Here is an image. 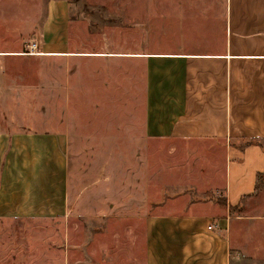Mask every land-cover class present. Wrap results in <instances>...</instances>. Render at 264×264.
I'll return each instance as SVG.
<instances>
[{"label": "crops", "instance_id": "0c3cea01", "mask_svg": "<svg viewBox=\"0 0 264 264\" xmlns=\"http://www.w3.org/2000/svg\"><path fill=\"white\" fill-rule=\"evenodd\" d=\"M215 8L192 29L177 31L178 41L162 43L159 53H76L69 50L68 1L47 0L42 24L31 27L38 55L113 68L140 61L143 102L122 109L81 101L80 112L104 116L82 120L78 134L67 126L60 133L0 125V219H106L118 242L127 237L134 264H233L238 256L263 257L264 0H223ZM17 51L0 54L15 57ZM84 92L81 98L90 96ZM115 93L93 96H113L115 103ZM121 112L137 119L124 138L129 117L105 121ZM154 142L194 147L193 156L206 147L203 160L215 164L208 176L216 181L203 193L210 199L194 201L182 187L176 200L152 202V175L136 162L146 161ZM122 146L143 147L129 159L139 170L133 184L140 200H121Z\"/></svg>", "mask_w": 264, "mask_h": 264}, {"label": "rangeland", "instance_id": "374dc122", "mask_svg": "<svg viewBox=\"0 0 264 264\" xmlns=\"http://www.w3.org/2000/svg\"><path fill=\"white\" fill-rule=\"evenodd\" d=\"M67 1L69 50L136 54L161 52L162 43L178 41L177 31H182L185 26L192 29L196 26L194 23L208 16L209 10H216L215 7L223 3V0ZM46 2L0 0V53L17 51L15 49L20 53L15 57L0 54V125L19 124L23 129L60 133H64L67 126L74 127L78 134L82 120L91 122L97 115L99 118L104 116L80 112L81 101L84 105L88 102L92 108L106 104L119 105L122 109L128 104L141 106L144 66L140 61L113 68L102 64L86 66L65 57L39 56V49L35 51L37 55L26 54L27 47L38 41L31 27L34 25L36 29L42 24ZM113 74L119 75L114 83ZM113 90L115 95H120L115 98V103L113 96L107 99L93 96L98 93L111 95ZM82 91L90 96L81 98ZM106 117L105 121L110 125L114 118L117 123L118 117L125 121L129 117V123L122 124V138L127 136L126 128L134 127L133 121L137 123L135 115L123 112ZM106 133L111 134L112 129ZM76 146L81 147L78 143ZM193 149L188 146L164 147L154 142L146 161L136 162L152 175L153 203L176 200L182 187L188 189L187 193L194 201L210 199L208 193H203L207 191L204 188L211 187L212 181H216L215 176H208L215 164L203 160L205 157L201 154L206 147H201V156H193ZM142 150L140 146L121 147V200L139 198L133 184L139 170L130 167L133 162L129 159ZM77 152L74 149V155ZM199 170L207 176L198 177ZM140 174L141 179L147 175L144 170ZM195 184L204 185L198 189ZM196 190H199L197 194L194 193ZM110 223L106 219L75 216L0 219V264H134L135 259L129 257L127 237L121 235L118 242ZM233 264H264V256H238Z\"/></svg>", "mask_w": 264, "mask_h": 264}, {"label": "built area", "instance_id": "2783aa9c", "mask_svg": "<svg viewBox=\"0 0 264 264\" xmlns=\"http://www.w3.org/2000/svg\"><path fill=\"white\" fill-rule=\"evenodd\" d=\"M37 50V47L35 44H32L30 46L27 47V52L26 54L28 55H32V54H35V51Z\"/></svg>", "mask_w": 264, "mask_h": 264}, {"label": "trees", "instance_id": "16d2710c", "mask_svg": "<svg viewBox=\"0 0 264 264\" xmlns=\"http://www.w3.org/2000/svg\"><path fill=\"white\" fill-rule=\"evenodd\" d=\"M261 179V176L260 175H258L257 176V180L259 181ZM264 186V185H263Z\"/></svg>", "mask_w": 264, "mask_h": 264}, {"label": "bare ground", "instance_id": "6f19581e", "mask_svg": "<svg viewBox=\"0 0 264 264\" xmlns=\"http://www.w3.org/2000/svg\"><path fill=\"white\" fill-rule=\"evenodd\" d=\"M33 55H37V54H33Z\"/></svg>", "mask_w": 264, "mask_h": 264}]
</instances>
